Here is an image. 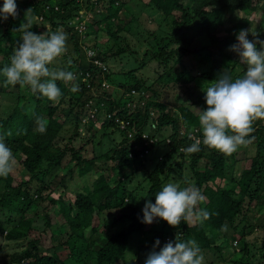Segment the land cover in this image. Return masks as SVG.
I'll list each match as a JSON object with an SVG mask.
<instances>
[{
	"label": "trees",
	"instance_id": "trees-1",
	"mask_svg": "<svg viewBox=\"0 0 264 264\" xmlns=\"http://www.w3.org/2000/svg\"><path fill=\"white\" fill-rule=\"evenodd\" d=\"M131 1L27 0L29 11L26 16L43 17L40 21L46 22L48 30L63 29L68 34L67 55L60 57V66H57L77 76L80 91L72 93L63 87V81H57L62 93L57 103L33 94L29 87L21 90L20 85L5 86L4 77L0 76V94L12 95L15 101L11 110L0 116V135L5 137L4 142L16 158L13 170L19 167L21 174L0 177V207L20 214L18 227H11L5 239L27 236L32 230L36 203L43 201L56 204L54 214L58 228L65 231L64 241L54 240L56 229L51 217L46 218L44 229L29 242L25 251L9 256L7 260L3 256L1 264H66L69 258H79L82 264H144L155 240L160 241L156 248L159 251L175 238L195 240L203 258L209 253L215 259L214 263H225L221 262V256L228 255L230 259L225 264H246L249 244L244 238L264 230V120L253 124L254 131L248 138L254 139V153L243 158L238 173H235L237 160L234 153L228 157L203 143L199 152L188 154L183 151L196 140L203 139L198 109L206 108L204 90L223 71L233 78L243 76L246 71V65L239 62L238 55L229 50V46L237 42L236 34L242 29L248 30V39L252 40L253 28L259 33L258 38L264 40V0H146L144 11L149 16L145 20L153 22L155 28L144 32L139 30L141 23L133 17L119 25L120 15L123 12L126 15ZM16 3L19 9L23 6L19 1ZM2 5L3 0H0V7ZM256 12L261 24L257 28L250 20ZM32 21L29 19L27 23L33 26V32L41 33L42 28ZM25 22L26 17L19 14L0 21V68L10 60ZM79 25L82 30L78 31ZM100 31H105L111 42L107 41L108 46L103 52L94 51V59L88 58L81 49L98 48ZM134 34L145 36L147 45L139 63L134 56V47L138 46L132 43ZM91 35L92 43L85 47L83 39ZM195 39L200 40V45L190 49ZM109 46L115 48L111 54L107 53ZM119 54L133 57L131 61L137 62V66L129 69L121 81H115L107 64ZM186 54H191L195 60L188 63V68L180 62ZM93 60L103 66L93 64ZM148 64L153 66L150 75L139 72ZM116 85L120 89L115 96L110 91L117 90ZM168 86L176 87V91L182 92L181 96L186 95L172 114L157 101ZM37 116L47 122L43 133L33 126ZM124 122L127 125L120 129ZM66 123L71 126V134L61 145ZM188 132L194 138L187 136ZM115 133L118 140L112 146L111 142L115 141L109 136ZM104 135L108 137L105 153L85 157L84 149L93 148ZM153 148L156 154L164 155L152 165L148 173L150 185L144 198L137 200L139 198L122 184L126 177L122 171L124 168L131 170L132 164ZM173 156L181 159L179 169L187 159L186 177L170 169L172 165L168 164ZM95 157L103 158L102 166L112 161L109 169L120 179L116 181L115 177L109 179L101 175L94 177L88 185L75 186V192L69 191L75 183L73 176L81 179L93 175L91 163ZM200 161H203L202 166L198 165ZM167 166V176L161 178ZM60 172L58 185L62 190L58 186V192L54 193L51 178ZM170 174L181 188L191 184L199 187L206 201L199 207L211 213L208 220L196 221L191 226L182 220L178 227L159 218L152 224L141 222L143 213H139V207L143 208L146 200L155 203V194ZM24 175H28L27 179H23ZM54 194L57 199L52 200ZM225 225L231 234L228 238L226 231L223 232ZM98 226L106 230L105 236L98 233L95 240L84 236L85 229L96 234ZM137 235L149 237V248L144 249L140 258L135 249L127 250L130 238ZM233 242L241 243L239 250L233 248L235 252L229 250L234 247ZM60 245L67 250L61 260L58 256ZM261 250L259 256L264 258V244ZM231 254L234 255L232 258Z\"/></svg>",
	"mask_w": 264,
	"mask_h": 264
},
{
	"label": "clouds",
	"instance_id": "clouds-1",
	"mask_svg": "<svg viewBox=\"0 0 264 264\" xmlns=\"http://www.w3.org/2000/svg\"><path fill=\"white\" fill-rule=\"evenodd\" d=\"M17 15L16 0H3L0 21ZM22 31L9 63L0 68L4 85L27 86L33 94L57 103L62 95L57 81L70 84L72 93L79 92L77 76L72 71L53 67V62L67 51L68 34L63 29L36 33L25 27ZM251 34L254 39L249 40V31L240 30L236 34L237 42L229 46V50L238 55L239 62L246 65L243 76L233 78L223 71L204 90L206 108H197L203 139L183 149L186 153L199 152L203 143L231 155L250 142L248 137L254 131V122L264 120V40L258 38L257 32ZM35 122L37 131H46L47 122L43 117L37 116ZM4 141L5 137L0 135V177H7L16 164L12 149ZM204 200L205 196L195 184L181 188L177 183L168 182L155 194V203L145 201L141 222L152 224L159 218L173 227H178L182 220L203 223L211 216L207 209L199 207ZM222 227L226 230V225ZM159 245V239L155 240L144 264H203L200 247L193 239L181 241L175 238L157 251Z\"/></svg>",
	"mask_w": 264,
	"mask_h": 264
},
{
	"label": "rangeland",
	"instance_id": "rangeland-1",
	"mask_svg": "<svg viewBox=\"0 0 264 264\" xmlns=\"http://www.w3.org/2000/svg\"><path fill=\"white\" fill-rule=\"evenodd\" d=\"M20 2L23 6L19 9L18 7V14L20 17L24 18L26 17V22L23 23L22 25V29L21 31L27 27L29 28V30L33 31V26L31 24H28L27 21L29 19H32V23H35L36 26H40L42 28V32H46L48 31V25L46 24V22H42L43 21V17L39 18L38 15H28L26 16L27 13L26 10L29 7V4L27 2V0H16V2ZM146 0H132L131 2H129L128 4V11H126V15H124L125 12L121 13L120 15V23L119 25H121L122 23L129 21V17H133L135 18L137 21H139L140 24V31L144 32L147 29H154L155 28V24L153 22H147L145 20V18H147L149 15L144 11V4H145ZM51 5V4H50ZM82 11L79 12V14H81ZM238 15H240L241 13H237ZM87 17V16H86ZM251 22H252V26L257 28L259 26H261L260 21H259V15L258 12H256L254 15H252V17H250ZM88 19V18H87ZM151 17L149 18V21ZM42 20V21H40ZM27 23V24H26ZM45 28V29H44ZM46 30V31H45ZM221 31V30H219ZM253 31V28L251 30ZM23 31L20 35V37H22ZM219 35H222V33H220ZM99 39H98V48L94 49L93 51L99 50L100 52L105 49L106 47V43L107 41L111 42V40H109V36L105 31H100L99 32ZM140 37L136 34H134V36L132 37V43H134L135 45H138L136 47H134V52H136L135 59L137 60V62L139 63L141 61V59H143V55L145 50L147 49V45L144 41V38ZM21 39V38H20ZM93 40V36H89L87 38L83 39V44L85 47L86 46H90V43H92ZM136 42L138 44H136ZM111 44V43H110ZM200 45V40L195 39V41L193 42V44L191 45L190 49L192 48H198ZM108 46V45H107ZM133 46V45H132ZM109 51H107L108 54H111L112 52L115 51V48L112 46H109ZM84 52V55L87 56L88 58L90 56H93V53L91 52V50L88 49H81ZM88 50V51H87ZM65 55V54H64ZM66 55H67V51H66ZM113 61L112 59H110V61L108 62L107 66L110 69V76L114 77L115 81H121V79H123V75L129 71V69H134L137 65H135L137 62L131 61V59L133 57L130 56H126L124 54H119L116 56H113ZM1 61V58H0ZM60 57L57 58L56 61L53 62V67H58L57 65L60 64ZM84 61V60H83ZM195 60L194 58L191 56V54H186L185 56H183L180 60V62L182 63V65H184L185 67H189L188 63L191 64L193 63ZM9 63V61H7V64ZM154 65V64H153ZM60 66V65H59ZM152 64H148L146 67L140 69L139 72H142L145 75H150L151 71H153L152 69ZM195 71V70H194ZM152 76V75H151ZM64 88L70 89L71 85L69 84H64L63 85ZM117 88L113 89L110 91V93L115 94V96L117 95L118 92V88L117 85L115 86ZM24 88H28L27 86H20L21 90H24ZM180 91H176V87H171L168 86L166 88H164L161 92V96L160 98H157V101L163 103L166 107V111H169L170 114H172L173 112H176V107L180 104L181 99L185 98L186 95H182L181 96ZM179 94V96H178ZM176 96V99H175ZM151 96H149L148 98H150ZM14 96H9L6 94H0V116L3 117L8 111L11 110L12 106L14 105ZM128 107L131 108V106L128 104ZM97 125H99L100 123L97 122ZM34 127H37L36 122L33 123ZM168 129V127H167ZM150 131V130H149ZM183 132H185L183 130ZM102 133V132H101ZM71 134V126H69L68 123H66L64 125L63 131L61 136L63 137L62 141L60 142L61 145L65 142V140L67 139V137ZM187 136H189L190 138H194L193 135H191L190 132H188ZM110 138L114 139V143L111 142L112 146L116 143V140H118V135L115 133L114 135H110ZM108 137H106L104 135L103 139H100L98 142L94 143V147H87L84 149V156L87 158H91L92 155H100L105 153V151L107 150V145H108ZM249 139V143L245 146H241L238 148V150L234 153L235 154V160H237L236 164H234V168H235V173H238V171L242 168V160L245 156H250L251 154L254 153V139ZM246 151H245V150ZM244 150V151H243ZM165 151V150H164ZM156 149H150L148 151L147 155H144L143 157H139L138 160H136L135 163L132 164V169L129 170L127 168H124L122 171V174L125 175L126 177H123L122 179V184L124 185V187L131 192V194L133 196H135L136 198H139L137 200H140L142 197L144 198V195L146 193V190L148 189V186L150 185V181L148 179V173L150 172V170L152 169V165L154 163H156L160 158H162V156L164 155V153H162L161 155L156 154ZM245 152V153H244ZM156 156V158H155ZM228 157H230L231 155H227ZM102 157L96 158L95 160L92 161L91 163V167H92V174L89 177L83 176L81 177V179H78L76 176H73V185L70 186L69 191L71 192H75L76 189H73L75 186H81V184H90L92 182V180L94 179V177H98V176H103L104 178H112L115 177V180L117 181L118 179H120V177L114 172H111L109 167H112L113 163L112 161H109L107 163L106 166H102ZM181 159L176 158L175 156H173V158L170 161V164H168L169 166L172 165L170 167L171 170H174L175 174L178 172L182 173V176L186 177V173H187V168L188 167V161L187 159L183 160V164L182 165V169H179V163H180ZM173 162V163H172ZM199 166L203 165V161H200L198 163ZM167 170H168V166L166 167V169L163 171L161 178H165L167 176ZM20 168L19 167H15V169L11 172V175H17L20 174L19 173ZM57 173V176H54L51 178V187L55 190L54 193L58 192L59 188L62 190L61 186L58 185V182L61 180V174ZM21 175V174H20ZM188 175V174H187ZM174 175L170 174L168 175V177L166 178V180L164 181V183L162 184L165 185L168 182H174L172 177ZM28 175H24L23 179H27ZM183 179V178H182ZM80 183V184H79ZM176 183V182H174ZM72 184V183H71ZM178 184V183H177ZM59 186V188H57ZM83 187V186H82ZM83 189V188H82ZM64 196V195H62ZM52 200L57 199V195L54 194V196L51 197ZM125 201V200H124ZM206 201L204 200L202 204H204ZM54 210H56V204H49L48 201H43V202H38L36 203V209L34 211V218L31 221V227L32 230L27 234V236L23 237V238H18L16 240H6L5 239V234L6 232L11 228V227H18L17 222L20 219V214L19 213H14L13 211L9 212L7 211L4 207H0V264L2 263V257L4 256V260L9 259V256H13V255H17L18 253H22L25 251V248L27 247V245L29 244V242L31 240H33L35 238V236L37 235L38 232H40L41 230L44 229V223L46 221V218L49 219V217H51L53 225H54V229L56 232V235L53 237L54 240H57V242H62L65 240V236L64 233L65 231H62L58 228V219L57 216H55L54 214ZM142 212V207H139V213ZM45 215V218L43 217ZM187 224L189 226L193 225L194 223H196L195 220H191L188 221L186 220ZM226 231V237L228 238L229 236H231L230 231H228L227 229L224 230L223 232ZM98 233H100L102 236L106 235V230L103 229L102 230V226H98L96 229V234H94V232H92V234L90 233L89 229H85L84 230V236L89 238L90 240H95L96 237L95 235H97ZM94 234V235H93ZM237 236V235H235ZM246 243L249 244L248 248H247V258L245 259L246 264H264V258H261L259 255L262 252L261 250V246L264 244V230L263 231H259V232H254V234L248 235L246 236V238H244ZM132 240V241H131ZM52 241V240H51ZM237 241H238V237H237ZM53 242V241H52ZM148 242H149V237H143L141 235H137L136 237H131L130 241H129V245L127 247L128 251H133L134 250L137 254V256L140 258L143 256L144 254V249L146 247H148ZM232 243V242H231ZM233 244H235V242H233ZM241 243L237 242V244L234 245V247L229 248V250L231 252H235V250H239V248ZM53 245H57L56 243H53ZM63 245V243H62ZM149 248V247H148ZM233 248H235V250H233ZM51 249V248H50ZM59 254L58 256L60 257V260L63 259L65 257V254L67 253V250L60 245V249L58 250ZM234 255L231 254V258ZM237 258V254L234 257V259ZM221 262H225L228 263L227 260L230 259V256L228 255H222L221 256ZM215 261V259L209 254H205L204 260H203V264H213ZM225 263H220V264H225ZM66 264H82V261L79 260V258H69V261H66ZM89 264V263H86ZM217 264V263H214ZM230 264V262H229Z\"/></svg>",
	"mask_w": 264,
	"mask_h": 264
},
{
	"label": "built area",
	"instance_id": "built-area-1",
	"mask_svg": "<svg viewBox=\"0 0 264 264\" xmlns=\"http://www.w3.org/2000/svg\"><path fill=\"white\" fill-rule=\"evenodd\" d=\"M77 29H78V31L79 30H82V27L79 25L78 27H77ZM88 50H90V49H88ZM87 50V51H88ZM91 52L93 53V56H90V57H93V59H94V56H95V52L93 51V50H91ZM89 57V58H90ZM93 64H97L98 66H103L102 64H100L98 61H96V60H93ZM105 87H106V85H104ZM116 121H118V120H116ZM127 125V122H124L122 125H120V129H123L125 126ZM193 138V137H192ZM151 142V140H149V143Z\"/></svg>",
	"mask_w": 264,
	"mask_h": 264
}]
</instances>
